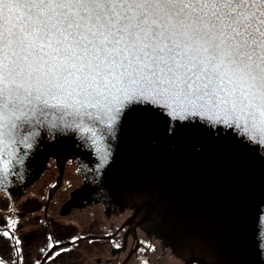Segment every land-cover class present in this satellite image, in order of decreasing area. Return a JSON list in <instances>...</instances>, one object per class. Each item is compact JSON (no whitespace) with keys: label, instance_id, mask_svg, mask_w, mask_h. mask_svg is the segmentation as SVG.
Wrapping results in <instances>:
<instances>
[{"label":"snow or ice","instance_id":"1","mask_svg":"<svg viewBox=\"0 0 264 264\" xmlns=\"http://www.w3.org/2000/svg\"><path fill=\"white\" fill-rule=\"evenodd\" d=\"M140 101L264 143V0H0V142Z\"/></svg>","mask_w":264,"mask_h":264},{"label":"water","instance_id":"2","mask_svg":"<svg viewBox=\"0 0 264 264\" xmlns=\"http://www.w3.org/2000/svg\"><path fill=\"white\" fill-rule=\"evenodd\" d=\"M121 110L112 125L54 109L42 123L33 117L25 143L23 130L0 142V191L24 189L51 157L71 156L85 180L79 195L134 206L182 255L264 264V143L223 122L171 118L151 102Z\"/></svg>","mask_w":264,"mask_h":264},{"label":"flooded vegetation","instance_id":"3","mask_svg":"<svg viewBox=\"0 0 264 264\" xmlns=\"http://www.w3.org/2000/svg\"><path fill=\"white\" fill-rule=\"evenodd\" d=\"M73 157L0 191V264H206L179 253L134 206L86 201ZM59 241L57 244L56 242Z\"/></svg>","mask_w":264,"mask_h":264}]
</instances>
